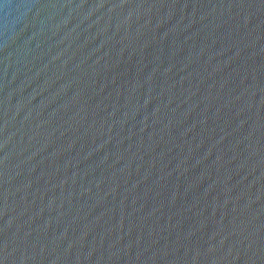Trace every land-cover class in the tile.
<instances>
[{
  "label": "water",
  "instance_id": "1",
  "mask_svg": "<svg viewBox=\"0 0 264 264\" xmlns=\"http://www.w3.org/2000/svg\"><path fill=\"white\" fill-rule=\"evenodd\" d=\"M0 264H264V0H0Z\"/></svg>",
  "mask_w": 264,
  "mask_h": 264
}]
</instances>
